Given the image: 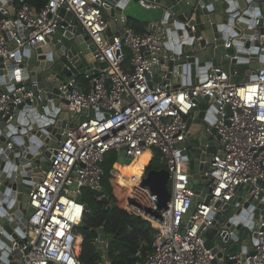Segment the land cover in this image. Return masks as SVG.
Segmentation results:
<instances>
[{"label": "built area", "instance_id": "1", "mask_svg": "<svg viewBox=\"0 0 264 264\" xmlns=\"http://www.w3.org/2000/svg\"><path fill=\"white\" fill-rule=\"evenodd\" d=\"M134 1L142 8L157 9L145 0ZM61 9L77 20L95 47L92 57L106 67L98 69L97 75H76L58 85L59 97L67 101L72 115L62 129L65 141L59 142L41 181L33 183L29 191L32 210L25 232L11 246L12 251H19L21 264H81L82 237L77 227L87 209L83 200L76 198L82 197L83 189L97 193L98 200L106 198L98 191L103 164L109 152L122 150L132 158L147 151L152 159L156 151L170 183L169 201L159 208L157 196L147 187L121 176L117 181L125 188V210L148 222L153 231L148 249L141 245L133 264H264L262 210L249 230L245 253L229 252L225 246L214 254L205 246L203 236L213 227L217 202L225 205L249 195L264 203V63L255 70L253 81H235V73L217 65L208 66L195 84L175 87L176 75L173 80H167L165 73L157 76L162 68L157 57L172 38L163 19L148 24L147 34L140 36L126 26L122 15L109 43L102 0H47L39 10L27 0H0V58L2 65L6 61L15 65L3 74L5 67L0 66V77L7 79L0 83V119L7 117L6 123L15 118L21 103L40 100L41 91L34 90L38 82H28L26 74L13 82L8 73L23 71L22 52L46 44L57 31L65 21L59 16ZM260 19L254 18L256 26ZM126 49L131 55L129 62ZM18 83L21 85L15 87ZM198 98L206 104L201 121L204 133L213 137L216 146L201 179L209 188L207 202L205 198L196 201L201 191L196 195L189 182L184 154V142L192 138L187 119ZM233 234L228 231L229 236ZM97 241L98 237L94 243ZM108 246L109 242H100L102 253ZM99 256L101 264H111L109 258Z\"/></svg>", "mask_w": 264, "mask_h": 264}, {"label": "water", "instance_id": "2", "mask_svg": "<svg viewBox=\"0 0 264 264\" xmlns=\"http://www.w3.org/2000/svg\"><path fill=\"white\" fill-rule=\"evenodd\" d=\"M130 1L134 0H102V19L109 22L105 33L109 43L112 42V33L117 34L124 8ZM145 1L161 10V19L166 22L172 37L157 57L162 67L157 70L158 78L165 73L167 80H173L174 74L175 87L186 83L191 85L208 66L221 65L243 81L255 80V70L264 63V0ZM8 11L13 14L12 7ZM59 16L65 21L47 38L46 44H37L22 52L24 70L8 73V77L14 78L13 82L19 81L21 74H26L28 82H38L34 90L41 93L40 100L33 104L28 101L21 103L15 118L9 123H6L7 117L0 119V264H21L19 251H12L11 246L25 232L32 210L28 206L29 191L33 183L41 181L59 142L65 141L61 137L62 129L72 114L68 113L67 101L59 97L58 85L76 75H97L98 69L106 67L105 63H98V59L92 57L95 47L72 14L61 9ZM259 17L260 23L256 26L254 18ZM232 56H237V59H230ZM19 57L20 54L16 56ZM3 62L0 58V66L5 67L2 74L15 68L12 61H6L5 65ZM4 80L7 81L0 77V83ZM20 85L15 84V87ZM196 102L197 106L187 119L192 138L184 142V154L188 160L189 182L196 195L201 191V197L196 201L201 202L205 198L207 202L209 188L201 184V179L209 168L216 146L213 137L205 135L201 123L202 110L206 107L204 99L198 98ZM88 113L92 116L91 109ZM148 154L143 167H148L152 160ZM138 158L126 157L122 150L112 169L119 173L121 167L130 166ZM168 177L165 168L151 169L139 182L157 196L159 208H163L170 198ZM98 191L105 194L102 187ZM76 199L80 202L81 195ZM103 201L114 206L106 198ZM215 207L218 212L213 227L203 234L205 246L214 254L219 247L225 246L229 252L245 253L249 230L258 219V211L264 212V203L246 195L244 200L238 197L225 205L217 202ZM81 227L82 224L77 229ZM93 231L98 234V241L94 243L96 252L108 259L109 252L102 253L100 242H110L112 237L105 234L103 227ZM228 231H234V234L229 236ZM217 257L221 258V255L218 253Z\"/></svg>", "mask_w": 264, "mask_h": 264}, {"label": "trees", "instance_id": "3", "mask_svg": "<svg viewBox=\"0 0 264 264\" xmlns=\"http://www.w3.org/2000/svg\"><path fill=\"white\" fill-rule=\"evenodd\" d=\"M27 2L39 10L45 6L47 0H27ZM2 17L0 12V19ZM125 24L137 35L143 36L148 32L146 22L126 18ZM124 53L126 62H129L130 52L126 49ZM162 168L164 166L158 162V153L154 151V157L148 167H140L134 171L122 167L119 173L125 178H130L134 184H138L149 170ZM103 169L104 176L113 171L111 165L110 167L106 165V161L103 164ZM102 188L105 190L106 199L114 206L111 207L97 198H94L90 203L82 201L87 206V212L84 214L82 227L77 230L82 237L78 260L81 264H101V258L94 246L98 234L93 229L103 227L105 234L112 237L108 246L110 263L133 264V256L140 246L142 245L143 249H148L153 233L152 228L148 222L125 210V188L120 187L117 180L113 179L110 184Z\"/></svg>", "mask_w": 264, "mask_h": 264}, {"label": "rangeland", "instance_id": "4", "mask_svg": "<svg viewBox=\"0 0 264 264\" xmlns=\"http://www.w3.org/2000/svg\"><path fill=\"white\" fill-rule=\"evenodd\" d=\"M123 15H125L127 18H132L140 22H146L147 24L150 23H156L161 19L162 12L160 9H145L142 8L137 2L130 1L124 8ZM242 80L241 77H237L235 81ZM118 153L117 152H109L106 156V165L110 167L112 166ZM156 155V154H155ZM125 168V166H123ZM121 177H123L120 173H116L114 171L109 172V174H105L101 186L106 187L108 184L111 183L113 179L117 180ZM168 189L170 190V183L167 184ZM97 193L90 192L88 189L82 190V198L83 201L86 203H90L94 198L96 199Z\"/></svg>", "mask_w": 264, "mask_h": 264}, {"label": "bare ground", "instance_id": "5", "mask_svg": "<svg viewBox=\"0 0 264 264\" xmlns=\"http://www.w3.org/2000/svg\"><path fill=\"white\" fill-rule=\"evenodd\" d=\"M148 157H149V154L146 151L141 156H139V158L136 161H134L133 164H131L130 166L126 168L129 169L130 171H134L140 167H143L146 161L148 160Z\"/></svg>", "mask_w": 264, "mask_h": 264}, {"label": "crops", "instance_id": "6", "mask_svg": "<svg viewBox=\"0 0 264 264\" xmlns=\"http://www.w3.org/2000/svg\"><path fill=\"white\" fill-rule=\"evenodd\" d=\"M158 9V8H157ZM124 16V19H126L127 17L125 16V15H123ZM155 82H158V80L157 79H155Z\"/></svg>", "mask_w": 264, "mask_h": 264}, {"label": "flooded vegetation", "instance_id": "7", "mask_svg": "<svg viewBox=\"0 0 264 264\" xmlns=\"http://www.w3.org/2000/svg\"><path fill=\"white\" fill-rule=\"evenodd\" d=\"M120 169H122V167Z\"/></svg>", "mask_w": 264, "mask_h": 264}]
</instances>
